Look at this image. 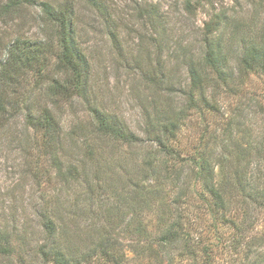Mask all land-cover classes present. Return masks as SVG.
<instances>
[{"label":"rangeland","instance_id":"374dc122","mask_svg":"<svg viewBox=\"0 0 264 264\" xmlns=\"http://www.w3.org/2000/svg\"><path fill=\"white\" fill-rule=\"evenodd\" d=\"M34 1L3 13L5 0H0V65L17 41L22 47L40 45L45 49L34 69L16 77L20 95L16 99L9 91L13 114L6 115L4 126L0 125V229L11 234L13 246L12 254L0 255V264L37 260V250L46 242L43 217L56 225L54 242L59 247L68 246L77 255L88 248L89 235L105 227L125 251L127 264H264V198L258 199L262 202L259 207L247 197L244 203L229 200L227 210L218 209L213 214L198 200L193 188L188 203L178 207L182 211L178 220L192 239H201L200 245L195 242L193 246L195 256L180 255L179 246L166 250L157 244L156 231L175 218L169 203L176 193L170 185L160 191L157 207L142 209L131 198L132 183L144 178L142 158L157 148L147 133L148 116L150 124L157 125L159 108L172 114L185 104L184 94L191 83L190 62L207 48L202 41L205 22L215 13L221 18L225 15L211 36V45L219 44L224 69L234 70L242 48L260 39L264 46V0H204L195 14L184 10L187 0H49L67 3L73 9L72 28L83 65L82 94L73 95L69 87V91L51 96L55 104L46 96L47 86L53 80L65 83L70 74L57 64L56 28L44 24L38 4L44 0ZM146 4L153 5L149 6L153 23L147 17L138 18ZM40 67L44 71L39 73ZM240 87L242 91L233 95L221 85L216 97L219 112H206V121L197 111L186 112L172 141L174 147L193 152L204 144L205 134L220 128L230 111L240 108L246 109L249 122L245 123L244 117L245 130L250 137L257 136L253 141L250 138L256 147L264 133V114L260 111L264 69L245 74ZM210 92L211 88L206 94ZM252 93L262 95L254 94L257 99L248 101ZM195 94L200 97V89ZM46 108L58 119L61 140L57 156L61 166H76L79 175L75 180L62 179L53 156L41 145L44 132L25 124L27 116L41 115ZM94 112L113 116L137 135L138 142L127 145L96 137L92 131ZM235 129L244 147L248 135ZM220 146L214 148V156L221 151ZM249 159L245 182L260 183L258 188L262 189V179L255 176L264 172V161L259 163L253 156ZM218 164L214 163L216 173ZM188 181L195 185L192 175ZM141 210L148 232L138 238L133 231L135 215ZM240 221L243 225L238 228L234 224ZM202 246L211 251L208 260H201Z\"/></svg>","mask_w":264,"mask_h":264},{"label":"trees","instance_id":"16d2710c","mask_svg":"<svg viewBox=\"0 0 264 264\" xmlns=\"http://www.w3.org/2000/svg\"><path fill=\"white\" fill-rule=\"evenodd\" d=\"M202 1L204 0H196L195 4H193L191 0H187L184 4V10L188 14H195L196 8L204 5ZM33 3H35L34 0H5L1 8L3 13H9L18 10L22 4L32 5ZM38 4L44 24L56 28L54 31L55 41L59 48L57 64L59 68L68 70L70 74L64 80L67 86L58 80H53L47 86L46 96L51 100V104H55L51 96L53 97L54 95L67 92L70 88L72 89L73 95L82 94L84 88L81 74L83 71L82 55L74 39V29L72 28L73 9L67 3L63 2L55 4V2L44 0L38 2ZM94 6L100 9L97 2H94ZM149 6L152 7L153 5L146 4L144 8H141L138 18L142 19V17H147L153 23V12ZM224 17L225 15L221 18L220 14L215 13L205 22L202 28V41L206 44L205 46L207 48L202 54L196 57L194 62H190L191 83L188 92L184 94L185 104L176 111H173L172 114L168 112V109L159 108L158 117L160 121L157 125L150 124L152 120L148 116L147 121L149 123L147 122V127L149 126L148 129L150 132L147 133L152 135L157 148L156 151L148 152L141 160L144 178L135 180L132 183L131 198L135 203L141 205L142 209H148L150 205L157 207V200L159 199L160 191L163 190V186L170 185L172 190L175 191L176 194L169 203L175 210V218L162 230L160 229L161 231H156V235H158L157 244L166 250L168 248L171 249V247H168L171 245L179 246L178 250H180V255L195 256L193 246L195 242L199 245L201 244V239L199 237H197V241L192 239L188 235V232L179 226L178 220V215L182 212L178 207L183 202L188 203L191 191L195 192L193 188L198 192V200L208 205V210L213 212V214L218 209L223 211L227 210L229 200L244 203L245 197H247L256 201L257 205L255 206L259 207L262 205V202L258 203V199L264 198V172L261 171L255 176L258 179H262V189L258 188L260 183L254 184V181H252V184H247L245 182L246 174H248L247 168L251 162L249 157H255L259 163L264 161V133L261 140L259 138L257 139V146L253 147L252 141L257 136L250 137L248 135L249 133L245 130L246 124L243 122L244 117L245 123L249 122V119L244 115L246 109L240 108L237 111H230L227 117L224 118L225 121L221 124V127H216L214 131L208 133L209 136L211 135L209 141L207 140L208 135L206 136L205 134L206 139L202 136L201 138L203 140L205 139L204 144L199 148L196 147V150H193V152H184L174 147L172 142L176 140L175 134L186 112L191 110L197 111L199 117L206 121L207 113L219 112L216 97L219 94L221 85L225 87L227 92L233 95L239 94L242 91L240 86L244 82L245 74L264 69V46L261 39L259 42L247 48H242L240 55L237 57V64L234 70L226 71L224 69L225 60L219 44L215 47L211 45V36L214 35V31L218 29ZM44 50V47L40 45H27L22 47L18 41L17 44L12 45L8 49V53L0 65V125L4 126L6 115L13 114V108L10 102L13 98H8L9 91L15 94L16 99L20 95L17 94L16 84L19 80L16 77L34 69L32 68L33 64L40 62L39 54ZM42 71H44V68L40 67L39 73ZM209 88L212 89V92L207 95L206 91ZM196 89H200V97H196ZM254 94L262 95V93ZM254 94L248 98V101H255L254 98L256 96ZM260 111L264 114V104L260 108ZM94 113L92 131L97 135L96 137L110 138L114 143L119 142L127 145H133L138 142L137 135L123 126V123L114 120L113 116L107 113ZM25 124L26 126L34 127L44 132V140L41 145L44 151H49L53 156V163L62 179L66 182L77 179V175H79L78 168L72 164L66 168L62 167V162L57 156V151L60 149L59 141L61 137L58 129V119L54 117L52 110L46 108L41 115L31 114L27 116ZM204 127L208 128L209 124H204ZM235 128H237V131H244L248 135L247 138L249 140H246L247 142L244 147L239 143V138L236 137ZM219 144H221V151L216 153L217 156H214L215 149ZM244 158L245 163L243 162ZM216 161L219 163L217 166L219 167V173L215 172L214 163ZM191 175L195 181L194 186L188 181ZM147 176L150 177L149 181L144 180ZM106 210L109 212L111 208L109 207ZM140 215H142V210L135 215L136 227L133 231V234L137 235L138 238L147 235L148 232V227L143 222L144 217ZM234 225H237L239 228L243 225V222L240 221ZM43 226L46 231V242L38 248L37 260L29 263L23 262L22 260L19 263L127 264L125 251L119 246L120 243L117 241V238L112 235L111 231H107L105 227L101 226L102 228L96 232V235H89L88 248L77 255L68 246L59 247L55 243L57 233L56 225L51 218L44 219L43 217ZM10 235L9 232H4L0 229V255L2 256L10 255L13 252ZM145 248L147 250V246ZM202 253L201 260L203 258L208 260L211 251L205 248V246H202ZM166 264L173 263L168 262Z\"/></svg>","mask_w":264,"mask_h":264}]
</instances>
